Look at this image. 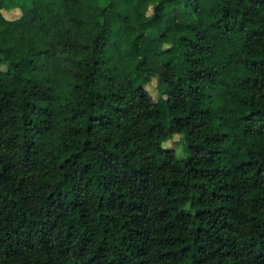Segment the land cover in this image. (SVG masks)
<instances>
[{"label": "trees", "instance_id": "trees-1", "mask_svg": "<svg viewBox=\"0 0 264 264\" xmlns=\"http://www.w3.org/2000/svg\"><path fill=\"white\" fill-rule=\"evenodd\" d=\"M0 264H264V0H0Z\"/></svg>", "mask_w": 264, "mask_h": 264}, {"label": "rangeland", "instance_id": "rangeland-1", "mask_svg": "<svg viewBox=\"0 0 264 264\" xmlns=\"http://www.w3.org/2000/svg\"><path fill=\"white\" fill-rule=\"evenodd\" d=\"M152 4L148 3L143 7V13L145 15H149L151 13ZM3 17L6 19H14L19 15V9L17 7H12L8 12L2 13ZM149 96L153 100H160L156 93L155 89V81L152 80L146 87ZM186 142V138L183 135H173L168 140L164 141L161 146L164 149H169L173 152L176 158L181 159L184 157V144Z\"/></svg>", "mask_w": 264, "mask_h": 264}]
</instances>
